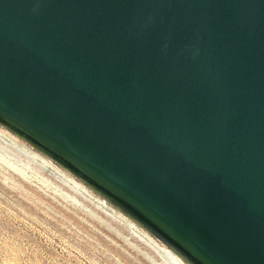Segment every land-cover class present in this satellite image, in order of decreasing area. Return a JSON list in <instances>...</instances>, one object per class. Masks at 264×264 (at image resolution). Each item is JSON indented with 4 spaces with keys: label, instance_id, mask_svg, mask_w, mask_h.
<instances>
[{
    "label": "water",
    "instance_id": "95a60500",
    "mask_svg": "<svg viewBox=\"0 0 264 264\" xmlns=\"http://www.w3.org/2000/svg\"><path fill=\"white\" fill-rule=\"evenodd\" d=\"M0 126L186 264H264V0H0Z\"/></svg>",
    "mask_w": 264,
    "mask_h": 264
},
{
    "label": "rangeland",
    "instance_id": "374dc122",
    "mask_svg": "<svg viewBox=\"0 0 264 264\" xmlns=\"http://www.w3.org/2000/svg\"><path fill=\"white\" fill-rule=\"evenodd\" d=\"M96 197L0 126V264H166L151 234Z\"/></svg>",
    "mask_w": 264,
    "mask_h": 264
},
{
    "label": "bare ground",
    "instance_id": "6f19581e",
    "mask_svg": "<svg viewBox=\"0 0 264 264\" xmlns=\"http://www.w3.org/2000/svg\"><path fill=\"white\" fill-rule=\"evenodd\" d=\"M97 198V197H96ZM95 200L99 201V203L104 206L105 208L109 209L112 212H115L112 208L108 207L106 201L97 198ZM120 214V213H119ZM122 216V215H121ZM125 218L124 216H122ZM130 227H135L134 224L129 223ZM148 243L151 245V248L155 249L158 254L161 256L162 260L166 264H185L176 254H174L170 249L162 246L158 241H156L152 236H147Z\"/></svg>",
    "mask_w": 264,
    "mask_h": 264
}]
</instances>
